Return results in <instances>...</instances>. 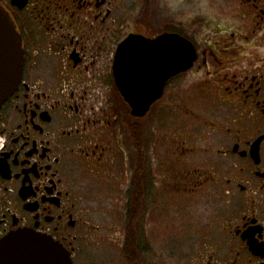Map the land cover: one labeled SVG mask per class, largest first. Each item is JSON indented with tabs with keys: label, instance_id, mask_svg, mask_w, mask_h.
<instances>
[{
	"label": "flooded vegetation",
	"instance_id": "obj_1",
	"mask_svg": "<svg viewBox=\"0 0 264 264\" xmlns=\"http://www.w3.org/2000/svg\"><path fill=\"white\" fill-rule=\"evenodd\" d=\"M0 5L24 56L0 106V240L27 229L60 243L73 264L86 262L92 243L113 246L117 264H159L142 226L172 193L207 200L213 233L186 264H264V0H179L171 15L161 0ZM165 32L190 40L195 61L134 116L116 83L117 48L130 34ZM156 106L158 124H145ZM139 203L134 233L129 211ZM111 217L116 233L107 232Z\"/></svg>",
	"mask_w": 264,
	"mask_h": 264
},
{
	"label": "water",
	"instance_id": "obj_2",
	"mask_svg": "<svg viewBox=\"0 0 264 264\" xmlns=\"http://www.w3.org/2000/svg\"><path fill=\"white\" fill-rule=\"evenodd\" d=\"M196 58L193 43L165 32L155 38L130 34L118 46L114 74L117 86L134 116L142 117L162 96L166 83L190 68ZM21 39L0 5V106L17 89L23 73ZM0 264H73L70 253L57 241L32 230L20 229L0 240Z\"/></svg>",
	"mask_w": 264,
	"mask_h": 264
},
{
	"label": "rangeland",
	"instance_id": "obj_3",
	"mask_svg": "<svg viewBox=\"0 0 264 264\" xmlns=\"http://www.w3.org/2000/svg\"><path fill=\"white\" fill-rule=\"evenodd\" d=\"M211 1L206 0L208 4ZM178 2L179 0H161V4L168 11L167 15H171L175 11ZM160 112V108L154 107L146 118L145 124L151 126L158 124ZM165 133L170 137L174 135L175 131L167 126ZM100 181L102 184L104 183L102 178L99 179ZM102 195L108 199L109 196L114 197L116 193L105 192ZM159 201L155 205L156 207L150 206L147 210L148 214H145L142 226L144 233L147 232L151 249L150 255L159 264H186L184 261L197 243L201 241V238L213 233L210 226L206 224L207 215L204 214L207 200H201L199 197L193 203L191 200L183 202L174 194L166 193L161 196ZM107 205L105 211L109 215L114 213L115 208L110 204ZM107 225H109L108 228H111L107 232H113L112 227H115V233L121 226L114 218ZM84 253L87 259L84 264H117V252L109 244L96 245L92 243L86 247Z\"/></svg>",
	"mask_w": 264,
	"mask_h": 264
},
{
	"label": "trees",
	"instance_id": "obj_4",
	"mask_svg": "<svg viewBox=\"0 0 264 264\" xmlns=\"http://www.w3.org/2000/svg\"><path fill=\"white\" fill-rule=\"evenodd\" d=\"M142 138H141V142H142ZM132 209H130L129 213H130V216H129V229H130V232H134V233H137V228H138V224H139V220H140V216H141V213H142V210H143V205L142 203H139L138 204V207L136 208L135 211L131 212ZM134 210V209H133ZM130 242L133 244L136 243V236H130ZM125 251L126 253L132 258V259H135V260H139V254L138 252L133 248V246L131 247H128L126 246L125 247Z\"/></svg>",
	"mask_w": 264,
	"mask_h": 264
}]
</instances>
